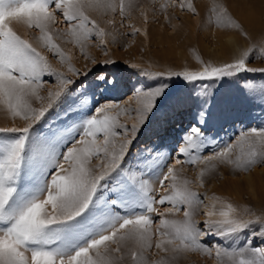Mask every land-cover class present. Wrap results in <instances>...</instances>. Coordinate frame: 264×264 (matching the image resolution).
<instances>
[{
	"label": "snow or ice",
	"instance_id": "obj_1",
	"mask_svg": "<svg viewBox=\"0 0 264 264\" xmlns=\"http://www.w3.org/2000/svg\"><path fill=\"white\" fill-rule=\"evenodd\" d=\"M168 6L161 3L160 9ZM179 6L199 15L194 0H179ZM135 7L134 0H0V111L12 121L0 127V264H147L145 252L153 247L164 254L153 264H171L189 251L209 257L215 252L219 264H264V218L244 219L225 201L217 208V198H201L186 179L178 183L176 168L204 165L197 176L203 186L216 164L233 172L264 166V126L242 130L226 142L212 134V105L221 84H240L243 73L264 74V68L248 67L253 57L264 60V42L250 44L228 63L201 62L199 71L142 72L133 93L135 109L101 103L98 93L115 81L104 74L96 77L102 83L91 81V69L81 72L68 64L54 41L69 37L66 42L95 65L83 51L85 43L94 42L107 57L108 38L115 42L108 26L115 28L118 15L124 28ZM141 15L147 23V10ZM209 16L217 27L234 28L247 39L220 0H212ZM58 19L63 32L53 28ZM13 21L38 31L31 39L62 66L68 64L67 72L77 79L53 69L38 47L14 30ZM128 27L133 36L141 31ZM176 83L182 87L173 92ZM239 92L261 107L264 124V84L243 81ZM180 116L187 123L176 146L139 147L154 118L167 124ZM176 213L183 221L170 219ZM197 214L205 217L202 227Z\"/></svg>",
	"mask_w": 264,
	"mask_h": 264
},
{
	"label": "rangeland",
	"instance_id": "obj_2",
	"mask_svg": "<svg viewBox=\"0 0 264 264\" xmlns=\"http://www.w3.org/2000/svg\"><path fill=\"white\" fill-rule=\"evenodd\" d=\"M252 6L256 9H263L264 4L262 0H252ZM89 2V0H85ZM94 2V0H93ZM128 0H126V3ZM138 5L132 9L129 14V18L124 22L125 27L120 28V17L117 15L115 28L108 26L109 31L113 32L115 36V42L112 41V37H109V43L106 46L108 56L106 57L102 51L92 43H85L84 53L94 58L97 63L93 65L90 60H85L81 55V49L78 46H73L71 43H67L69 37L57 38L55 43L59 45L61 50L69 57L68 64L75 69L84 72L87 69H91L89 73V79L96 83H102L96 81V77L100 74H104L115 81V85L108 86L106 91L98 93V99L101 103L105 100L119 103L121 106H129L133 109L136 108V103L133 97V93L136 87L140 86V82L144 79L142 72H162L169 71H182L188 69L189 71L201 70V62L211 63L213 65H221L228 63L236 59L240 53L247 49L250 44L264 42V29L261 35L252 31L250 28L245 27V24L234 17L230 10L231 2L229 0H220L227 9L230 17L233 21L240 25L242 31L247 34V39L241 32L227 26L217 27L214 23L210 22L209 8L212 0H194V3L198 9L199 15H192L186 10H181L179 6V0H134ZM168 3V7L165 10L160 9L161 3ZM257 2V3H256ZM260 2V3H259ZM204 5V7H203ZM263 5V6H262ZM259 6V7H258ZM262 6V7H260ZM147 10V23H145L142 12ZM202 11V12H201ZM208 15L207 23L210 24V34L213 35H227L233 34L235 36V46L228 47L224 55H217L212 53V48L203 47L201 44V28L206 23V15ZM95 16V13H90ZM204 17V18H203ZM109 18H111L109 16ZM209 21V22H208ZM194 22V23H193ZM203 22V23H202ZM202 23V24H201ZM128 24H132L135 28H139L141 31L137 32L133 36L132 29L128 27ZM196 24V33H192L189 28ZM14 30L24 39H29L33 42L34 46L38 47V50L47 57L49 64L57 72L64 73L72 79H77L67 72L68 64L61 65L52 53L40 49L36 41L31 38L38 36V31L27 29L26 25L22 23L12 22ZM55 31H65V26L62 20L58 19L53 26ZM146 32L145 34H142ZM187 32V33H186ZM198 33V34H197ZM209 33L207 38H202L204 42L211 43L212 36ZM176 38V42L172 45L171 42ZM200 38V40H199ZM206 39V40H205ZM199 40V41H198ZM210 41V42H209ZM214 43H211V45ZM175 45V46H174ZM175 47V48H174ZM172 48L175 49L171 53ZM216 50L217 46H213ZM178 55V56H177ZM112 60L114 63L104 64L105 60ZM131 64L137 65L136 68L130 67ZM248 67L261 69L264 68V60L256 59L253 57ZM243 80L240 84L235 82H224L221 84L216 99L214 102V110L216 112V118L213 121L212 129L213 135L218 134L217 138L221 141H227L230 137H233L242 130L249 128L264 126L261 119V107L257 104H249L239 92V87L242 86L243 81H250L257 86L264 84V74L259 71L255 73H243ZM83 78V77H81ZM46 80H50L53 83L54 78L45 76ZM173 92L181 90L182 84L176 83L172 85ZM48 85L44 86V91L41 95H47ZM225 101L228 103L225 105ZM39 107V104H36ZM121 121L131 125L132 121L127 120L125 117L121 118ZM17 124L22 122L17 119ZM187 120L180 116L174 122L163 124L161 127L156 118L148 126H146L144 132L139 138V147L144 148L150 141L155 138L163 137V143H165L169 150L171 147L176 146L174 141L179 137L181 129L177 132L170 131V127H176L175 125H186ZM12 126V121L0 111V127ZM178 135L176 139H172V136ZM135 152V149L133 150ZM204 155H208V152H204ZM216 163V162H213ZM204 165H176L178 171V180L181 183L186 179L190 181L188 187L197 192L201 198L204 196L217 198V208L220 207L219 201H225L231 203L236 209L239 215L244 219H255L256 216L264 218V166L252 167L255 169H263V173L259 172L262 176L261 182H257V185L253 188H249L246 183L244 175L249 172L236 171L223 164H216V167L207 173L203 179V186L197 182V176L201 168ZM164 191L161 189L158 191V195L162 196ZM204 203L211 206L212 199H205ZM159 212L165 211V206L156 205ZM204 209H201V212ZM254 215H249L248 213ZM153 218L157 221L159 216L157 213H153ZM170 219L176 220L178 223L183 221L184 217L182 213H176L170 216ZM195 221L203 226L205 217L201 214H197L194 217ZM259 244V240L255 242ZM163 253L157 254V250L153 247L151 251L145 252L147 264H153L163 256ZM224 260L227 258L224 257ZM171 264H219L215 258V252L209 257L201 252L189 251L181 253Z\"/></svg>",
	"mask_w": 264,
	"mask_h": 264
},
{
	"label": "bare ground",
	"instance_id": "obj_3",
	"mask_svg": "<svg viewBox=\"0 0 264 264\" xmlns=\"http://www.w3.org/2000/svg\"><path fill=\"white\" fill-rule=\"evenodd\" d=\"M230 2H231L230 10H231L232 14L234 15V17L237 18L238 20H240L241 22H243L245 24V27L247 26L252 31H256V33L258 32V34L261 35L263 32L260 31V30H263L264 29V7H263V9H256V8H254L252 6V4L255 3V1L252 2V0H229V4H230ZM263 4H264V1H263ZM262 6H260V7H262ZM203 7H204V5H203ZM205 15L207 16L206 17V23H204V25L202 27H199V29L201 28L200 33L202 35L200 42L203 45V47H206V48H210L211 47L212 48L211 51H212L213 54L224 55L226 53L225 47L228 49V47L231 48V47L235 46V36H233V34H227V35H225L226 33L223 34V35H220L221 34L220 33L219 35H213L212 36L210 34V32H208V31H210V29H211L212 26H210V24L207 23L208 15L206 13L204 14V16ZM189 30L192 33H196L197 31L199 32V30L196 31V24H194L192 27H190ZM208 33L212 36L211 38H212V41L213 42H211V43H214L212 45H211V43H208V42L206 43V41L204 42V40L202 39V38H206V39L209 40V38H207V36H208L207 34ZM199 40H200V38H199ZM175 42H176V38H174V40H172L171 44L173 45ZM214 45L217 46L216 50H214V48H213ZM174 48H172L171 53L173 51H175ZM159 125L161 127L163 126V124H159ZM175 126L176 127H173V126L170 127L171 128L170 131H172L173 133L179 131L182 128V126L179 125V124L178 125H175ZM177 136L178 135H176V137ZM176 137H175V135H173L172 136V139H176ZM163 140H164L163 137L155 138L152 141H150L146 146H154V145H157V144L163 142ZM164 142H165V140H164ZM259 172L263 173V169H260L259 170V169L253 168L252 170H250L249 172H247L244 175L245 180H246V183L248 184V187L249 188L255 187L257 185V182L258 181L261 182L262 176L259 175ZM178 183H181V181L178 180Z\"/></svg>",
	"mask_w": 264,
	"mask_h": 264
}]
</instances>
